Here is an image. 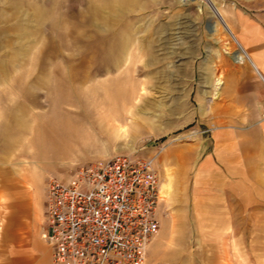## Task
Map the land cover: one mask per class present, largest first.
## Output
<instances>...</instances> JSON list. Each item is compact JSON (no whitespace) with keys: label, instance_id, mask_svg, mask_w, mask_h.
<instances>
[{"label":"rangeland","instance_id":"rangeland-1","mask_svg":"<svg viewBox=\"0 0 264 264\" xmlns=\"http://www.w3.org/2000/svg\"><path fill=\"white\" fill-rule=\"evenodd\" d=\"M255 1L0 0V243L39 228L48 177L133 154L160 179L144 264H264V197H190L216 163L201 102L211 113L220 53L245 59L221 14L263 19ZM9 197H28L13 219Z\"/></svg>","mask_w":264,"mask_h":264},{"label":"crops","instance_id":"crops-1","mask_svg":"<svg viewBox=\"0 0 264 264\" xmlns=\"http://www.w3.org/2000/svg\"><path fill=\"white\" fill-rule=\"evenodd\" d=\"M256 2L248 4L247 9H264V1ZM259 15L242 12L234 2L224 7L221 14L245 59H239L237 50L232 55L220 53L216 70L222 75V82L219 87L214 83L217 94L210 104L211 113L206 104L204 114L201 102V115L216 123V163L200 170L201 180L193 185L190 197H264V140L259 143L263 148L258 150L253 140L256 133V137L264 138V18ZM161 190L168 194L167 183L162 184ZM9 198V218L13 219L18 210L28 205V197ZM39 202L41 197L36 198L38 207ZM43 206L44 197L39 228L18 232L19 228L11 224L5 227L0 264H52L51 248L40 235Z\"/></svg>","mask_w":264,"mask_h":264},{"label":"built area","instance_id":"built-area-1","mask_svg":"<svg viewBox=\"0 0 264 264\" xmlns=\"http://www.w3.org/2000/svg\"><path fill=\"white\" fill-rule=\"evenodd\" d=\"M159 203L153 158L116 154L47 178L40 235L52 264H144Z\"/></svg>","mask_w":264,"mask_h":264},{"label":"bare ground","instance_id":"bare-ground-1","mask_svg":"<svg viewBox=\"0 0 264 264\" xmlns=\"http://www.w3.org/2000/svg\"><path fill=\"white\" fill-rule=\"evenodd\" d=\"M232 34H233V33H232ZM233 36H235V35H233ZM236 40H237V39H236ZM239 45H240V44H239ZM220 83H221L220 81H217V83H216V84H217V87H218V85H220Z\"/></svg>","mask_w":264,"mask_h":264}]
</instances>
